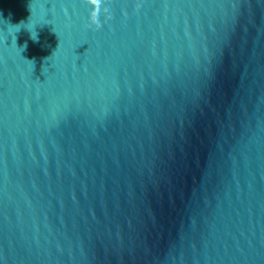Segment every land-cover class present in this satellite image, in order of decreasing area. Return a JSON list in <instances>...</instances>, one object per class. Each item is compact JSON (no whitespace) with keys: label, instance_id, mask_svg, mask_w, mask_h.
I'll return each instance as SVG.
<instances>
[{"label":"water","instance_id":"1","mask_svg":"<svg viewBox=\"0 0 264 264\" xmlns=\"http://www.w3.org/2000/svg\"><path fill=\"white\" fill-rule=\"evenodd\" d=\"M0 264H264V0H0Z\"/></svg>","mask_w":264,"mask_h":264},{"label":"clouds","instance_id":"2","mask_svg":"<svg viewBox=\"0 0 264 264\" xmlns=\"http://www.w3.org/2000/svg\"><path fill=\"white\" fill-rule=\"evenodd\" d=\"M22 25V24H21ZM17 26H19V25H17ZM31 38L33 39V40H37L38 39V34L35 32V33H32L31 32Z\"/></svg>","mask_w":264,"mask_h":264}]
</instances>
